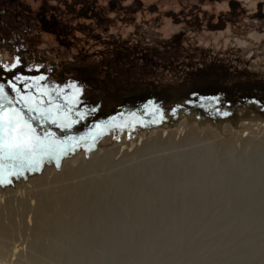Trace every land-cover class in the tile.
<instances>
[{
	"label": "rangeland",
	"instance_id": "rangeland-1",
	"mask_svg": "<svg viewBox=\"0 0 264 264\" xmlns=\"http://www.w3.org/2000/svg\"><path fill=\"white\" fill-rule=\"evenodd\" d=\"M8 2L22 9L31 6L33 10L40 11V7L46 10L45 30L39 28L28 40L25 39L24 44L19 39L15 46L0 44V83L20 86L25 82L24 78L30 80L32 87L40 88L37 90L38 94L28 92L24 87L18 89L21 96L30 97L35 105L47 104L49 96H42V91L49 93L53 100L68 99L69 93L65 96L64 89H69L71 84L78 86L84 80H100L105 83L100 86L102 90L110 94L115 92L116 86L113 84L116 80L128 81L123 76H126L127 69L132 67L139 71L133 76V82L149 81L159 90L209 84L211 86L217 81L221 86L235 83L244 87L248 84L261 90L260 83L264 80V0ZM92 6L96 9V16L90 11ZM23 34L20 33L19 36L25 37ZM18 51L22 53L23 59L16 57ZM123 60L126 62L121 66L122 77H117L113 72L119 69L115 67ZM106 72L109 74L107 77L110 84H107ZM38 74H43L44 80H40ZM40 85H43V88ZM57 92L60 93L59 97ZM10 99L15 107H22L21 99H14V96ZM4 101L8 103L7 100ZM181 112L182 110L176 115L168 113L153 125L169 126L173 140L180 142L186 136L185 130L179 127ZM250 131L253 130L247 131L248 133L239 132L243 134L242 139H245ZM198 132L202 137L205 135L202 128ZM233 137V149L225 160L226 167L240 168L241 183L235 192L229 194L224 183L212 196L210 193L209 197H201L204 194L203 187L212 185L214 178L198 176L187 181L179 178L177 184L181 192L177 195L185 197L183 201L174 196L173 190L165 189L150 193L148 199L141 201L142 205L134 206L135 209H125L124 204L114 205L112 221L119 223H115L114 227L119 228L122 224L127 233L121 242L115 243L116 234L113 233V228L98 222L93 223V228H98L94 233L97 243L91 250L95 261L98 264H139L146 250L147 260H144V264H264V171L262 169L263 172H259L264 168V161L253 162L242 140H239L237 135ZM100 138L84 139L81 141L84 145L78 147L80 142L66 154L78 151L81 157L89 158V147L96 148ZM228 140L227 137L225 142ZM139 144L141 147L142 142ZM191 147H166L155 155L169 157V154L177 152L188 153L193 149ZM129 154H133V150ZM120 157L121 155L115 156V162L119 161ZM147 158L132 157L126 166H140ZM60 159H52L57 169L61 168ZM190 164L193 168L197 166L196 162ZM221 164L222 162L218 163V166ZM13 167L19 170L28 168L27 165H13L0 178H4ZM122 168L123 165L106 166L97 174L75 179L73 182H99L102 190L99 193L100 199L109 202L118 190L111 178L119 175L118 172ZM149 171L150 169L141 170L139 178L152 181L155 174ZM252 172H255V176ZM251 180L255 185L249 187ZM42 184L45 185L38 188L29 184L34 187H31L33 194L38 193L40 188L58 192L56 189L60 185H55L51 177ZM25 194H21V198L26 206H23V203L0 206V241L3 243L0 264H33V261L38 264H71L69 254L78 252V238L84 235L82 229L77 230L65 241L69 248L64 252L61 249L55 250V241L49 234L39 242V246L42 250L51 252H46V255L36 249L35 232L39 224V205L32 196ZM240 212L244 213V216ZM52 215L50 213V216ZM66 219H69V216ZM189 251L193 253L191 262L187 255ZM80 264L96 263L86 259Z\"/></svg>",
	"mask_w": 264,
	"mask_h": 264
},
{
	"label": "bare ground",
	"instance_id": "bare-ground-1",
	"mask_svg": "<svg viewBox=\"0 0 264 264\" xmlns=\"http://www.w3.org/2000/svg\"><path fill=\"white\" fill-rule=\"evenodd\" d=\"M115 82L113 84L114 86L117 84H115ZM181 110L182 115L179 119V127L185 130L186 136L181 139L180 142H175L173 140V133L170 132V127L167 125L156 124L141 128H128L119 132H110L100 138L97 141L96 148L89 147V158L81 157L78 151H72L64 155L59 160L60 169H57L55 162L48 158L43 159L41 166L37 169L29 167L23 168L22 170H19L16 167L11 168L4 178H0V206H10L23 203L24 201L21 198V194L23 193H26L27 196H32L34 198L33 200L37 201L39 205V219L37 218L39 224L35 232L36 249L45 253L51 252L46 249L42 250V247L39 246V242L49 234L55 241V247L53 246L55 250L61 249L64 252L66 248H69L65 241L77 230L82 229L84 235L78 238V252L69 254L70 262L71 264H80L87 259L88 261H94L98 264L91 251L97 243L94 233H96L98 228H93V223L98 222L99 224L113 228V233L116 234L114 235L115 243L121 242V239L124 238V235L127 233V230L122 224H120L121 227L119 228L114 227V224L118 223L112 221V218L114 217V205L124 204L123 206L125 209H135L134 206L142 205L141 201L148 199L150 193L165 189L173 190V192H175L174 196H177L179 200L183 201L185 197H178L181 196L179 195L181 191H179L177 184L179 178L186 179V181L190 178L192 180L193 177L196 178L198 176H211L210 179L214 178L215 180H212L211 182L212 185L207 187L205 186L206 182L204 183V194H202L201 197H209L210 193H212V196L222 185H224V183L227 185L226 187H228L227 190L229 194L235 192L238 185L241 183L240 168L226 167L227 162L225 160L230 156L233 149V135H237L239 140H242L241 142L244 143L245 150L250 152L248 155H250V159L253 162L260 163L261 161H264V115H259L252 109L246 107L237 109L232 118H213L202 112H195V109L190 106L182 107ZM201 128L205 132L203 137L198 132ZM249 130L253 131H250L249 135L245 139H242L243 134L241 135L239 132L245 133ZM227 137L229 140L225 142ZM139 142H142L141 147H139ZM82 145H84V142H81L78 147ZM184 145L188 147L192 146L193 149H189L190 151L188 153L177 152L173 155L169 154V157L155 155L164 151L163 149L166 147L175 149L183 147ZM131 150H133V154H129ZM173 152L174 151H172V153ZM120 155L121 159L115 162L114 157ZM135 156H137L138 159L139 157L148 158L147 160H144L140 166L139 164H137V166L134 165L135 167L126 166L130 161L129 159ZM245 158L246 156L244 159ZM217 159L222 162V166H218V163L220 164V162H218ZM192 162H196L197 166H195V168L191 167L192 164L190 163ZM115 165H123V168L118 172L119 175H114V178H111L112 183L118 187V190L109 202H103L102 199H100L101 196L99 193L102 190L98 184L99 182H95L94 180L82 181L78 184H74L73 182L75 179L97 174L106 166L112 167ZM143 169H150V171L153 172L152 174H155L152 181L150 180L149 182L147 180L145 181V179L142 180L141 177L139 178V172ZM262 169L264 171V168H261L259 172H261ZM254 173L255 172H252L253 176H255ZM49 177L53 179L54 184H60L56 189L58 192L47 188H40L38 193L34 191L36 194H33V189H31L32 186L30 185L32 184L37 188L40 186L43 187L45 184L42 183H44ZM253 180H251L252 182H250L249 187L255 185V182L253 184ZM46 185H48V182ZM163 187L164 189H161ZM177 193L179 194L177 195ZM194 195L196 194L194 193ZM24 199L27 200L28 198ZM22 205L26 206V203L25 205L24 203ZM98 205L109 206L102 207ZM50 213L53 215L50 216ZM241 214L244 216V213ZM68 216L69 219H66ZM252 223H254V221ZM0 250H3V243L1 241ZM51 250L54 249L51 248ZM83 251L88 252L84 253ZM145 252L143 258L140 259L139 264H144V260H147ZM56 253L53 254L56 255ZM187 255L189 262H191L193 260V253L189 251ZM56 257L57 256H55V258ZM33 264L38 263L33 261ZM150 264L157 263L151 262Z\"/></svg>",
	"mask_w": 264,
	"mask_h": 264
},
{
	"label": "water",
	"instance_id": "water-1",
	"mask_svg": "<svg viewBox=\"0 0 264 264\" xmlns=\"http://www.w3.org/2000/svg\"><path fill=\"white\" fill-rule=\"evenodd\" d=\"M260 84L262 91L260 96H251L252 87L249 85L244 87L234 85L233 87L236 89H246L249 92L243 99L215 95L199 86L159 90L153 84L149 86L141 81L127 83L120 80L116 84L115 92L110 94L103 91L100 86L90 91L82 89V92L76 93L75 96L64 101L55 100L57 103L73 108L67 119L64 118L63 113L57 116L58 122L67 124L65 129H61L50 120L43 122L48 132L54 134L56 140L63 141L64 147L67 148L65 153L54 155L51 158L60 159L84 139H98L112 131L127 127L153 125L161 121L168 113L176 115L182 107L186 106L193 107L213 118L232 117L241 107L264 115V80ZM20 103L22 107L18 108L22 109L33 126L43 135L45 127L42 126L38 114H30L28 109L23 106V102ZM40 106L51 107L46 103ZM53 115H56L54 108ZM32 116H35L36 119H31ZM13 165L20 166L21 162L0 159V176H3Z\"/></svg>",
	"mask_w": 264,
	"mask_h": 264
},
{
	"label": "snow or ice",
	"instance_id": "snow-or-ice-1",
	"mask_svg": "<svg viewBox=\"0 0 264 264\" xmlns=\"http://www.w3.org/2000/svg\"><path fill=\"white\" fill-rule=\"evenodd\" d=\"M17 63H19L18 60ZM40 80H44V77H40ZM40 87L43 88V85ZM12 88L19 92L15 84L12 85ZM68 88L75 89L76 93L82 92V89L75 84L69 85ZM41 95L49 96L47 104L51 107H41L39 104L34 106L30 97L21 96L20 99L30 114H38L42 126H44V121L50 120L51 123L65 129L67 124L58 122L57 116L63 113L64 118L67 119L73 108L57 103L47 92L42 91ZM56 95L59 97L60 93L57 92ZM5 97H7V93L0 86V99ZM53 108L56 115H53ZM31 119H36V117L32 116ZM44 127V133L41 135L30 122L29 117L25 116L21 108L15 107L11 99L8 100L7 105L0 103V159L20 161L21 166L27 165L35 169L41 166L45 156L51 158L54 155L65 153L67 148L64 147V142L56 140L54 134L49 133L46 126Z\"/></svg>",
	"mask_w": 264,
	"mask_h": 264
},
{
	"label": "flooded vegetation",
	"instance_id": "flooded-vegetation-1",
	"mask_svg": "<svg viewBox=\"0 0 264 264\" xmlns=\"http://www.w3.org/2000/svg\"><path fill=\"white\" fill-rule=\"evenodd\" d=\"M114 6L118 8L117 5L114 4ZM120 8H122V6ZM40 9V11L33 10L31 6H27L25 9H22L12 2H8V0H0V44L15 46V43L18 39L19 41H22V44H24L26 41L25 39L28 40L29 36L36 33L39 28L45 30L46 10L44 9V7H40ZM90 11L94 16H96V9L93 8V6L90 8ZM20 33H24V39L19 36ZM21 56L23 57L22 53L18 51L16 57H20V59H23ZM9 85L11 86V84ZM0 86H2L7 93V97L3 99L8 101L14 96V99L20 100L21 94H19V92L10 88L9 86L5 88L2 83H0ZM15 86L16 89H18L19 87L23 88V85L18 86L17 84Z\"/></svg>",
	"mask_w": 264,
	"mask_h": 264
},
{
	"label": "trees",
	"instance_id": "trees-1",
	"mask_svg": "<svg viewBox=\"0 0 264 264\" xmlns=\"http://www.w3.org/2000/svg\"><path fill=\"white\" fill-rule=\"evenodd\" d=\"M125 62H126V60H123V61L119 62V64H118L119 66L118 67H115V68H119V69H117V71L113 72L114 75H117V77H122L121 76L122 75L121 74V72H122L121 66H122V63H125ZM129 65H130V63H129ZM110 68L112 69L111 66H110ZM108 70H109V68H108ZM127 72H128V74L126 76H123V77L125 78V80H128L126 82H131V81H133V76L136 73L138 74L139 71H137V68L132 67V68H128L127 69ZM107 75H109V74L106 72V74H105V77L106 78H108ZM38 76L40 78V77L43 76V74H38ZM24 81L25 82H22L21 84L23 85V87H24L25 90H27L28 92H34L35 95L38 94V91L37 90L40 89V88H37L35 86L32 87V84L33 83L30 80H28V79L27 80H24ZM27 82H29V83H27ZM108 83L110 84V79L109 78H108L107 84ZM145 83L148 84L149 86L152 84L149 81H145ZM27 84H29V85H27ZM103 84H105V83L100 82V80L98 81L97 79H95V80H84V82H82V84H79L77 87H79V88H81V89H83L85 91H90V90H92L93 88H95L97 86H101V85L104 86ZM2 85L5 88H7L8 86L10 88H12V85L10 86L9 83L8 84H5V85L2 84ZM37 85L39 86L38 83H37ZM234 85H236V84L233 83L230 86H221L219 84V81H217V82L214 83V85H211V86H210V84L209 85H205V86L202 85L201 88H205V89L211 91L213 94L219 95V96H229L230 95V96L233 97V99H241V98L243 99V97L247 93H249L248 91H246V89L243 90L241 88H237V89L234 88L233 87ZM245 85H248V84H245ZM209 87H211V89ZM240 87H242V86H240ZM228 88H231V89L230 90H227ZM64 91H65V93H69V95H68L69 97L76 95L75 89H71V90L70 89H67V90L64 89ZM250 95L251 96H254V95L260 96V95H262V91L261 90H257L255 88H251ZM0 103H3L4 105H6V102L4 101V99H0ZM112 108H114V107H112Z\"/></svg>",
	"mask_w": 264,
	"mask_h": 264
}]
</instances>
